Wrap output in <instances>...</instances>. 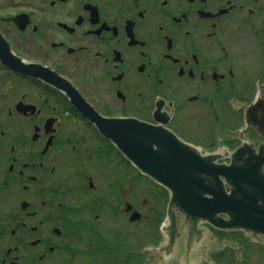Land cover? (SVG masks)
Masks as SVG:
<instances>
[{
    "label": "flooded vegetation",
    "instance_id": "flooded-vegetation-1",
    "mask_svg": "<svg viewBox=\"0 0 264 264\" xmlns=\"http://www.w3.org/2000/svg\"><path fill=\"white\" fill-rule=\"evenodd\" d=\"M101 122L258 195L264 0H0V264H264V233L171 207Z\"/></svg>",
    "mask_w": 264,
    "mask_h": 264
},
{
    "label": "water",
    "instance_id": "water-1",
    "mask_svg": "<svg viewBox=\"0 0 264 264\" xmlns=\"http://www.w3.org/2000/svg\"><path fill=\"white\" fill-rule=\"evenodd\" d=\"M99 127L123 145L127 158L144 174L151 178L157 177L163 184L172 187L171 207L176 205L188 215L204 218H210L221 211L232 217L229 222L221 221L222 226L264 233V179L258 181V195H253L245 189L228 194L223 185L214 190L201 183L200 187L192 182L189 187V180L186 179L188 160L178 155L176 147L169 140L170 136L153 132V127L144 123L131 125L129 122H117L108 125L101 122ZM118 127L123 129L120 133ZM153 141L161 146L158 152L153 151ZM216 170V173H221L227 179L233 177L229 167ZM205 193L213 194V198H206ZM259 199L263 204L258 203Z\"/></svg>",
    "mask_w": 264,
    "mask_h": 264
},
{
    "label": "rangeland",
    "instance_id": "rangeland-1",
    "mask_svg": "<svg viewBox=\"0 0 264 264\" xmlns=\"http://www.w3.org/2000/svg\"><path fill=\"white\" fill-rule=\"evenodd\" d=\"M227 244V243H226ZM225 244L224 243H222V245H220V246H224Z\"/></svg>",
    "mask_w": 264,
    "mask_h": 264
}]
</instances>
